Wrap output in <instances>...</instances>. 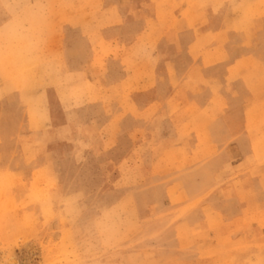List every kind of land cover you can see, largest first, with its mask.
<instances>
[{"label":"rangeland","instance_id":"374dc122","mask_svg":"<svg viewBox=\"0 0 264 264\" xmlns=\"http://www.w3.org/2000/svg\"><path fill=\"white\" fill-rule=\"evenodd\" d=\"M170 6L206 66L264 33V0H0V103L26 111L0 138V264H264V188L234 181L264 138L251 158L217 141L215 87L170 100Z\"/></svg>","mask_w":264,"mask_h":264},{"label":"crops","instance_id":"0c3cea01","mask_svg":"<svg viewBox=\"0 0 264 264\" xmlns=\"http://www.w3.org/2000/svg\"><path fill=\"white\" fill-rule=\"evenodd\" d=\"M171 3H173L171 5L176 4L175 1ZM131 8H133L132 4H127V10ZM134 8L140 9L138 5ZM174 8L175 6L169 7V11L173 10L167 19L170 24L162 28V30L167 28L164 36L172 45L170 53L172 60L168 73L170 81L175 84L169 94L170 100L175 103H185V105L203 106V100L207 98L205 85L215 87L218 102L230 105L228 117L233 123L231 131H224L217 122L215 133L217 141L222 142L225 136L231 137L233 152H241L250 158L254 157L259 152L256 150L257 139L264 138V33L251 34L248 37L231 35V43L227 50L228 56L231 57V64L215 61L214 65L206 66L205 57L200 55L201 52L193 51V42L196 41V37L188 32L186 15H182L181 11H174ZM123 12L122 10L120 15L125 22V26L122 27L125 31L129 28L127 24L130 20ZM152 22L159 26L157 22H161V19L153 18ZM262 24L264 25V20ZM122 28H110V31H118L120 36L106 38V41L114 43L119 40L120 43H129L131 46L132 43H138L145 38L144 22L139 31L135 30L137 32L129 36L121 35ZM215 36H218V32ZM242 41H248L249 45L239 47ZM212 53H216L217 56L221 54L218 46ZM141 84L143 83L140 82L139 85ZM21 105L17 101L11 103L3 100L0 103V112H3L0 113V138L8 139V142L16 135L12 133L14 126L11 123L16 120L26 121V111L24 106L20 108ZM16 110L19 114L15 112ZM221 123L223 127V121ZM24 132L26 133V129ZM12 165L9 164V166ZM236 180L248 186L264 188V162L241 168L234 177V181ZM257 202L264 204V197H257Z\"/></svg>","mask_w":264,"mask_h":264}]
</instances>
